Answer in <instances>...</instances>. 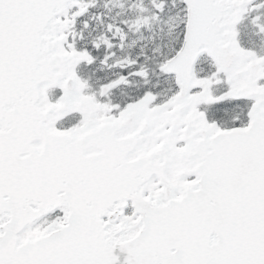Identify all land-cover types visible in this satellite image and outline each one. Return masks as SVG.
<instances>
[{
	"label": "snow or ice",
	"instance_id": "6c2138e0",
	"mask_svg": "<svg viewBox=\"0 0 264 264\" xmlns=\"http://www.w3.org/2000/svg\"><path fill=\"white\" fill-rule=\"evenodd\" d=\"M0 264H264V0H0Z\"/></svg>",
	"mask_w": 264,
	"mask_h": 264
}]
</instances>
